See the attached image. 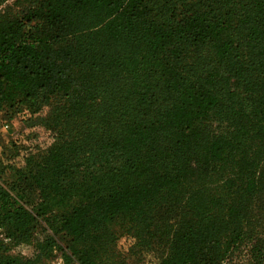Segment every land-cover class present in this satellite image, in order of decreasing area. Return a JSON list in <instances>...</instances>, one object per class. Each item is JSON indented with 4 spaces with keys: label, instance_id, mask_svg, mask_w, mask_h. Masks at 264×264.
Wrapping results in <instances>:
<instances>
[{
    "label": "trees",
    "instance_id": "1",
    "mask_svg": "<svg viewBox=\"0 0 264 264\" xmlns=\"http://www.w3.org/2000/svg\"><path fill=\"white\" fill-rule=\"evenodd\" d=\"M9 1L0 113L48 107L53 137L0 181V264H127L122 236L159 264H264V0Z\"/></svg>",
    "mask_w": 264,
    "mask_h": 264
},
{
    "label": "rangeland",
    "instance_id": "2",
    "mask_svg": "<svg viewBox=\"0 0 264 264\" xmlns=\"http://www.w3.org/2000/svg\"><path fill=\"white\" fill-rule=\"evenodd\" d=\"M22 1L25 2V0ZM23 2L11 0L6 5L17 9L18 6L14 5V3L23 4ZM6 5L3 7L5 8ZM208 51L207 47L202 48L200 54L206 55ZM0 114H3V116L4 114L10 115V124L7 129L3 127L5 116L2 117L1 115L0 117V181H6L13 185L17 181V177L12 172L11 164L18 146L20 148L23 144H26L46 147L52 141L53 132L49 126L51 109L45 107L38 112H32L29 109L18 111L6 105L4 111ZM16 187L29 208L35 207L40 202L39 190L32 181L24 180L17 183ZM116 244L117 250L127 264H159L165 254L158 243L137 252L131 248V240L125 236L120 237ZM16 251L26 255L33 252L31 248L27 247H20ZM46 264H64L61 252L55 250L53 256Z\"/></svg>",
    "mask_w": 264,
    "mask_h": 264
},
{
    "label": "built area",
    "instance_id": "3",
    "mask_svg": "<svg viewBox=\"0 0 264 264\" xmlns=\"http://www.w3.org/2000/svg\"><path fill=\"white\" fill-rule=\"evenodd\" d=\"M3 127H4V129L9 128V124H8V123H5V124L3 125Z\"/></svg>",
    "mask_w": 264,
    "mask_h": 264
},
{
    "label": "crops",
    "instance_id": "4",
    "mask_svg": "<svg viewBox=\"0 0 264 264\" xmlns=\"http://www.w3.org/2000/svg\"><path fill=\"white\" fill-rule=\"evenodd\" d=\"M0 117H1V114H0Z\"/></svg>",
    "mask_w": 264,
    "mask_h": 264
}]
</instances>
